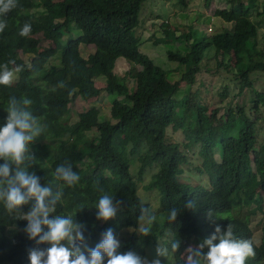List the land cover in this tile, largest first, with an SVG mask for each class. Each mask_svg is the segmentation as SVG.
<instances>
[{
  "label": "trees",
  "instance_id": "trees-1",
  "mask_svg": "<svg viewBox=\"0 0 264 264\" xmlns=\"http://www.w3.org/2000/svg\"><path fill=\"white\" fill-rule=\"evenodd\" d=\"M148 1L19 0L0 34V64L15 60L9 67L20 65L23 71L14 75L10 87L0 85V127L6 123L10 98L32 101L30 110L45 131L30 145L35 160L29 171L40 177L42 186L62 190L55 214H76L90 247L108 228L121 241L120 253L132 250L143 258L152 246L180 239L178 251L161 257V264H184L190 246L210 237L216 226L226 231L231 224L237 238L254 242L256 255L246 264H264V222L260 244L252 228L253 216L263 212L264 204V142L259 140L264 91L256 90L250 78L255 71L264 72V50H257L260 29L251 20L258 0H231L229 9L216 10V18L232 24L219 34L193 38L187 31L174 38L152 36L155 45L175 42L183 47L166 52L168 61L177 65L175 71L182 74L177 81L140 51L138 31ZM211 3L205 0V7L209 9ZM178 5L187 7V2L178 0ZM25 22L32 30L22 37L19 30ZM37 36L55 48H41ZM91 45L95 50L83 57V46ZM19 51L30 55L31 61L20 58ZM120 58L130 65L122 79L114 73ZM211 60L218 70L234 75L237 97L252 91L251 106L230 107L219 117L220 109L210 111L198 92L184 91L197 85L203 63L208 61L209 67ZM98 77L106 82L95 81ZM103 92L113 97L109 119L100 120L99 109L92 107L74 124L68 122L76 98L98 102ZM219 95L222 100L229 97L228 87ZM170 128L181 132L184 141L170 137ZM66 162L80 176L75 187L54 175L56 167ZM137 162L138 172L133 174ZM152 168L157 171L150 174L145 189L160 196L161 210L151 236L144 237L139 233L140 210H153L139 197L138 183ZM190 175L205 177L207 185L195 186ZM104 193L124 202L107 222L96 218L95 205ZM189 201L194 206L168 223V210ZM34 203L23 206V212ZM26 225V220L9 216L0 202V264H30L31 249L49 247L30 240Z\"/></svg>",
  "mask_w": 264,
  "mask_h": 264
},
{
  "label": "clouds",
  "instance_id": "clouds-1",
  "mask_svg": "<svg viewBox=\"0 0 264 264\" xmlns=\"http://www.w3.org/2000/svg\"><path fill=\"white\" fill-rule=\"evenodd\" d=\"M18 6L19 0H0V34L7 27V14ZM31 30V24L25 22L19 35L27 37ZM9 65H15V60L0 64V85L7 87L12 85L14 75L23 71V66L10 68ZM31 104L32 101L26 97L19 101L15 97L10 98L6 123L0 127V160L4 161L0 164V202L13 219L27 221L25 232L30 240L37 245H49L46 249H31L28 256L30 264H105V261L106 264H161L159 257L167 258L176 253L180 239H172L167 245L158 243L157 258L151 261L132 250L120 253L121 241L112 228L103 232L100 241L90 247L83 234L85 226L76 220V214H55L57 205L62 203V190L53 191L49 184L42 186L40 177L29 171L35 160L30 145L45 131V125L30 110ZM54 175L68 187H75L80 181L79 174L67 162L58 165ZM33 200L35 203L30 211L24 213L23 206ZM114 200V196L108 193L100 196L95 205L97 220L107 222L116 217L124 202ZM193 206L194 202L189 201L182 206L171 207L167 212V222L176 221L182 210ZM138 221L141 225L139 233L148 237L157 225L158 217L149 208L142 207ZM185 253L184 264H246L256 255L254 242L237 238L231 224L226 231L216 226L210 237L202 239L195 248L190 246Z\"/></svg>",
  "mask_w": 264,
  "mask_h": 264
},
{
  "label": "rangeland",
  "instance_id": "rangeland-1",
  "mask_svg": "<svg viewBox=\"0 0 264 264\" xmlns=\"http://www.w3.org/2000/svg\"><path fill=\"white\" fill-rule=\"evenodd\" d=\"M231 0H212L210 8L205 7V0H186L187 7H182L178 5V0H150L146 2L143 6L141 13V21L143 23L142 29L138 31V35L141 39V49L140 51L150 57L156 65L163 68L164 70L170 71L169 78L173 81L181 79V72H176L175 69L177 65L175 63H170L167 59V50L183 49L180 44L175 42L170 44L155 45L151 38L155 36L156 38H174L179 36L181 33L191 32L192 37L201 36H213L223 32L226 29H231L232 24L224 22L220 18H216L215 11L218 9H229V2ZM248 3L249 0H242ZM251 20L259 26V34L257 37V50H264V0H258L257 8L253 11ZM41 40V48H55V45L45 40L41 36H37ZM95 50L94 46L85 47L83 46L82 52L83 56L87 58L89 54ZM19 57L25 62L29 63L32 59L30 55L22 53L19 51ZM116 66L114 73L120 78H124L127 71L130 69L129 63L120 58L116 61ZM6 63V62H4ZM53 63H57L54 61ZM208 61L203 63V72L197 79V85L193 88H185V92H192L199 94V98L203 102L209 105L211 109H220L218 116L220 117L228 111L230 107L239 106H251L250 101L253 97L252 91H245L243 95L237 97V92L239 90L238 82L235 80L232 73L226 72L225 70H218L215 61L211 60L209 62V67H207ZM138 69H141L138 67ZM253 81L254 88L258 91H264V72L255 71L250 76ZM95 81L100 83H105V77L95 78ZM228 87L229 97L222 100L220 93L224 91L225 87ZM199 89V90H197ZM183 96L181 94L178 99ZM113 97L108 96L103 92L101 96V101L95 102L94 100L83 101L80 98H76L70 105V118L68 122L74 124L78 121V117L81 113L88 111L92 107H96L100 111V120L104 121L109 119L111 103ZM264 114V111H263ZM263 128L259 135V140L264 142V121L260 123ZM168 135L172 137L175 141L183 142V134L179 131H174L171 128L168 130ZM123 144L120 149H122ZM130 152V149L128 150ZM218 158V156H217ZM138 162L132 166L133 174H137ZM157 169L152 168L149 170L146 178L140 181L138 187V195L144 202L148 203L155 214H159L161 210L160 196L155 191H146L145 186L150 182V176L152 173H156ZM151 174V175H150ZM191 181L195 186L207 185V180L205 177H200L190 175ZM188 182V181H187ZM253 232L254 240L257 244H260L261 240V229L262 223L264 222V204L263 212H258L257 215L253 216ZM194 246L193 248H195ZM156 247L152 246L147 251L146 259L151 261L157 258ZM160 260L161 257H159Z\"/></svg>",
  "mask_w": 264,
  "mask_h": 264
}]
</instances>
